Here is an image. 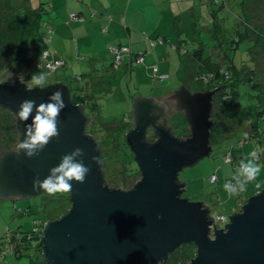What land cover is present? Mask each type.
<instances>
[{"label":"water","instance_id":"95a60500","mask_svg":"<svg viewBox=\"0 0 264 264\" xmlns=\"http://www.w3.org/2000/svg\"><path fill=\"white\" fill-rule=\"evenodd\" d=\"M56 90L63 92L66 105L57 121L59 136L33 158L14 150H6L0 158V198H17L16 194L22 193L18 199H26L44 193L33 191L34 178L43 181L75 148L85 151L82 159L91 172L83 184L71 182L70 210L44 231L46 264H167L172 253L190 243L196 245L197 254L189 264H264V188L223 227H217L203 201L182 197L186 184L178 182L179 173L214 150L210 145L212 91L191 92L185 85L173 90L174 97H181L191 132L184 140L167 128L153 126L159 139L149 143L146 134L154 124L151 112L155 98L133 101L136 127L126 134V141L142 178L134 188L124 189L106 184L101 149L86 134L88 117L82 104L73 103L67 85L0 83V106L15 115L22 101L32 99L38 105ZM35 114L34 108L28 121L17 118L20 142L25 138V125L31 124ZM93 157L97 159L93 161Z\"/></svg>","mask_w":264,"mask_h":264},{"label":"rangeland","instance_id":"374dc122","mask_svg":"<svg viewBox=\"0 0 264 264\" xmlns=\"http://www.w3.org/2000/svg\"><path fill=\"white\" fill-rule=\"evenodd\" d=\"M40 1L41 0H32L36 7H40ZM262 1L263 4L260 8L249 12L248 22L251 27L256 28L251 30L253 33L258 34L257 30L261 31L263 35L262 38L264 40V0ZM209 2L211 4L202 0L198 2L197 7L199 8V15L198 17H194L191 22L187 23L186 20V23L184 24L181 20L177 19L175 26H170L175 31L174 37L173 40L165 41V44L169 47L170 51H172L171 55L174 58L172 62L169 61L166 65L167 72L172 77L170 78V76H168L163 79V76H161V72L163 70L162 66L160 73H157L158 71L155 72L154 67H152V72L150 74L145 71L140 78L141 81L148 82V79L149 82L157 85L155 89L153 87L150 90V92L155 94V96H166L173 92V90H178L181 86L185 85L183 81L191 80V74L199 72V67L195 61V51H202L206 57L211 53L215 54L216 57L217 53L220 52L223 55L225 54L224 52L228 53L229 51L231 53L229 48L232 44H229V42L237 37V34L245 33V12L240 10V5L244 2V0H211ZM203 8H206V10H203ZM46 18L48 17L46 16ZM53 33L54 32H52L50 36H52ZM180 36L184 40L183 45H179L178 43V38ZM39 39L41 40V38ZM257 45L256 49H254L256 59L252 61V58L250 59L247 54L248 52H245V50L251 46V43L248 41H242L239 46L240 50L238 51L235 60L238 67L248 66L242 65L244 62H249V66H252V64L259 66L258 76L264 79V75L261 73V70L264 68V41L258 43ZM201 47H203L204 50H202ZM39 59V56L33 59L31 70L35 68V62ZM18 61L19 64H21L23 62V57H20ZM170 62L172 63V67L169 68ZM221 62L224 61L221 60ZM121 63L122 61L118 65L113 64V68L106 69L104 77L102 74L99 75L101 79H104L101 82V86L89 87V89L85 92V94H88V92L91 94L93 93L95 96L94 100L91 99V102L94 101L97 103V106L93 109L96 114V119L94 120L93 125L90 126H93V129L98 130L96 136L98 139L97 141L105 150L108 151H112L110 146L112 145L111 141L113 140V138L106 136L108 131L111 132L120 124V122L126 124L127 127L125 128L128 129L133 125L132 112L130 114L128 113V108L125 102H127L126 98L128 96H132L131 103H133V99L135 97L133 94L138 93V91L130 92L127 89L125 83L128 86L129 83H127L126 79H120V77L115 79V76L121 72ZM187 63H189L190 66L186 69L185 65H187ZM64 69L65 68L63 67L59 69L55 74L48 77L46 82H53L57 73ZM185 69L189 74V77L186 75ZM24 70L26 71V69ZM176 71L180 72L179 77H175ZM79 72H81L79 69H77V71H69L68 75L71 76ZM4 73L6 74L4 76L2 74L0 79L8 80L10 83L19 75V72L15 68L14 70L10 69L7 72L4 71ZM22 77L24 78L25 76ZM84 78L87 79L88 77ZM27 81L30 84L31 78H28ZM76 82L77 86H82L81 81ZM87 83L88 81L86 82V86H88ZM161 83L169 84V87L161 88ZM123 84L128 90L123 92L125 94L124 98L121 91ZM206 85L207 84H205V86ZM147 87L148 85H142V88ZM190 88L193 91L198 89L196 84L190 86ZM249 89L248 83L244 82L240 83V88L236 89L237 92L242 90L240 95L243 106H250L253 103V98L249 96V94L251 95L253 92ZM89 103L87 104V113H89L92 109V106ZM215 103L216 107L213 109L212 115L213 122L220 129H230V126L235 124L233 121H230L233 116L230 114L231 111L228 112L229 115H226L224 111L218 108V101L215 100ZM125 116L127 117L125 118ZM251 118H254V116H251ZM178 122L179 120H177V123ZM1 123L2 121H0V124ZM248 125L249 124H247V126ZM259 125L261 127L260 134L257 137H251L249 141L241 144L242 146L239 147L240 150L235 153L233 162L227 160L230 147L225 148L224 146L216 145L209 157L202 159L193 166L184 168L179 173V179L186 184L183 197H187L191 201H203V203L210 208V214L214 218H218L220 215H225L229 218L231 215L240 212L239 210L244 206L246 201L251 196L258 193L259 190L264 188V118L260 120ZM104 127H108L109 130H106ZM184 128L185 127L182 124H176L174 131L178 138L184 137ZM120 131L118 130L116 132L119 134ZM245 134V129H240L235 138L243 140ZM18 143H20V140L17 138V132H5L3 128H0V156H3L6 147L11 148ZM2 145L5 147L4 150ZM254 150L258 153L257 163L261 165V172L259 176L252 184L248 185L246 191L229 197L223 189L224 183L232 180V176L235 174L236 168L239 166V161ZM133 159L135 161V157H133ZM130 160H132L131 155ZM122 167V165H119L118 167L111 165V167H109V171H106L109 178L108 180L112 183V185H115L114 183L120 179V176H118V178L115 177L117 176V170H120V168L122 169ZM134 168L137 169L135 165ZM213 174H215L218 178L214 182H212L210 178ZM141 178V173L135 172L133 176L128 177L127 181L118 187L127 188L129 186H133L136 182L141 180ZM256 183L261 184L260 189H256ZM69 195L70 192L56 193L54 195L43 193L39 196L26 199L13 197L8 199L0 198V241L8 237L16 230H20L22 232L34 230V223L42 222L49 216L61 217L65 214L66 208H69ZM225 224L226 223L222 222L219 226L223 227ZM195 255V247L186 246L177 251L168 264H173V260H178V264H189ZM0 264H46V262L43 252L33 248L24 251L23 256L20 258H17L13 254H6L3 252L2 257L0 256Z\"/></svg>","mask_w":264,"mask_h":264},{"label":"trees","instance_id":"16d2710c","mask_svg":"<svg viewBox=\"0 0 264 264\" xmlns=\"http://www.w3.org/2000/svg\"><path fill=\"white\" fill-rule=\"evenodd\" d=\"M262 4V0H244V2L240 5V10L245 12V33L237 34V37L229 42V44H232L229 48L231 50V53L229 51L228 53L224 52V59L213 58L212 53L206 57L200 50L195 51L194 54L196 56L195 61L199 67V72L192 74V78L195 79L196 77V81L194 82V84L197 85L199 91L213 92V109L216 107V100L218 101V108L224 111L226 115H229L228 112L230 111V114L233 115L230 121H233L235 124L231 125L230 129H220L213 122L212 111V127L210 131V145L213 146V148L216 145H221L225 148L230 147L228 155L232 156V162L234 161L233 158L235 157V153L240 150L239 147L242 146L241 144L249 141L251 137H257L260 134L261 127L259 124L260 120L264 118V79L258 76V70L260 67L257 65L255 66L254 64H252V66H249V62H244L242 64L248 66L238 67L235 60L238 51L240 50L239 46L242 41H248L251 43V46L247 50H245V52H248L247 54L250 59L252 58V61L256 59L254 49H256L258 43L264 40L262 38L263 35L261 31L257 30L258 34L251 31L256 28L251 27V25L249 24L248 15L250 11L260 8ZM45 12L46 11L43 6H41V4L40 7H34L32 0H0V73H2L3 71L7 72L10 69L14 70L15 68L17 71H19V75L17 76L18 78H21V76H25V78L27 79L30 77L32 78L34 74L45 73V71L39 70L37 68L38 60L35 62V68L33 70H31L32 67L29 66H32V59H30L29 57V52L31 50L36 51V48L33 47V45L35 44V41L38 39V37L42 38V28H44L45 22H48L44 19V15L46 14ZM220 46L223 47L222 45ZM20 57H23V62L21 64H19L18 61ZM221 60L224 62H221ZM64 66L65 65H63L62 67ZM188 66H190L189 63L185 65L186 69ZM21 67H25L26 71L24 70L23 72H21ZM62 67H60L59 69H61ZM59 69L52 73V75L55 74ZM186 69L185 73L189 77ZM261 73L264 75V68L261 70ZM183 82L184 84H186L187 81ZM243 82L248 83L249 88L253 92V94H249V96L253 98V103L250 106L242 105L240 95L242 90H240L239 92L236 91L237 88H240V83ZM52 83H55V81L50 83L46 82L43 86H47ZM205 84L207 85L205 86ZM29 86L34 87V85H32L31 83L29 84ZM68 87L71 92L73 103L78 104L80 102L84 104L87 102L86 97L82 96V94L80 93L79 86L70 84L68 85ZM75 91H77L78 93ZM0 108V121H2L3 123L0 124V128H3L5 132H17V138L18 140H20L17 116L12 114L8 109L2 106H0ZM92 113L93 112L91 111V114ZM85 115L88 114L85 112ZM251 116H254V118H251ZM91 119L88 118V122H90ZM247 124L249 125L247 126ZM121 126L122 124L116 126L111 132L108 131V134L106 135L107 137L113 138V140L111 141L112 145L110 146L112 151H108L105 149L103 150V146L97 141L98 139L86 133L97 142L98 146L101 149V170L103 172L106 184L112 186V188H121L118 186H120L122 183H125L128 177L133 176L135 172L141 173L137 162H135L133 159V152L131 151L126 141V134L129 130L125 129L124 126ZM240 129H245L246 134L243 140H238L235 138ZM90 130L92 133L94 132L92 127H90ZM118 130L120 131L119 134L116 132ZM97 131L98 130L94 132L96 136ZM179 139L182 138L179 137ZM16 145L12 146L11 148L6 147L7 149L4 147V145H2V147L3 150L5 148L6 151L16 148ZM130 155L132 160H130ZM1 157L2 156H0V158ZM111 165L117 167L119 165L123 166L122 169L120 168V170H117V176L115 178H118V176H120V179H118L116 183H114L116 186L112 185V183L108 180L109 178L106 179V171H109V167H111ZM134 165L137 167V169L134 168ZM178 182L184 184L179 178ZM69 199V208H66L65 213L70 210L72 205L71 194L69 195ZM241 210L242 208L239 211ZM58 218L59 217L57 216H49L42 222L34 223V230L32 231H14L8 237L0 241V256L2 257V254L4 252L6 254H13L17 258H20L23 256L24 251L33 248L43 252L42 238L44 235V231L50 222L55 221ZM181 248L182 247L172 253L173 256ZM172 254L171 258H173ZM169 261L167 262V264L169 263ZM173 262V264L179 263L178 260H173Z\"/></svg>","mask_w":264,"mask_h":264},{"label":"crops","instance_id":"0c3cea01","mask_svg":"<svg viewBox=\"0 0 264 264\" xmlns=\"http://www.w3.org/2000/svg\"><path fill=\"white\" fill-rule=\"evenodd\" d=\"M200 1L41 0L40 4L46 11L44 19L48 21L45 22L44 28H42V38L46 33L47 26L51 27L54 33L50 36V42L48 43H44L42 38L40 40L39 37L33 45L36 51L31 50L29 57L33 61L37 56L41 58L43 51H49L50 59L62 58L65 61V66L63 67L65 69L57 73L53 81L62 82L67 86L70 84L77 85L76 81H81L82 86H79L80 93L86 97L87 102L84 104L79 102L78 104L84 105L87 113V104L91 102V99L94 100L95 96L93 93L88 92V94H85V92L89 87L101 86V82L104 79H101L99 75L102 74L104 77L105 70L113 68L112 64L114 63L115 54L111 48H121L123 56L121 69L119 68L121 72L115 76V79L119 77L120 79H126L127 83H129V86L125 83L127 89L130 92L138 91V93L133 94L135 95L133 101L139 97L161 99L163 96H155V94L150 92L157 85L152 84L148 79V82L141 81L140 78L145 71L150 74L152 67L155 65L158 66L157 73L161 72V67L163 66L161 76H170L166 65L169 61L172 62L174 58L171 55L172 51L165 44V41L173 40L174 37L175 31L170 26H175L177 19L185 24L186 20L188 23L194 17H198L199 8L197 4ZM202 1L210 3L209 1L211 0ZM33 6L36 7L34 3ZM203 10H206V8H203ZM72 14L80 15L83 20L72 19ZM156 39H160L162 42L152 46L153 40ZM183 41L180 36L178 38L179 45H183ZM140 52L145 55V60L143 64H136L135 57ZM212 56L213 58L224 59V55L221 52L217 54V57L215 54H212ZM171 62L169 68L172 67ZM29 66L32 67L31 65ZM24 69L25 67H21L20 71L23 72ZM77 69L81 72L71 76L68 75L69 71H77ZM179 75L180 72L176 71L175 77H179ZM84 77L88 78L85 79ZM192 80L186 82V85H194L196 80ZM87 81L88 86H86ZM143 84L148 85V87L142 88ZM125 85L123 84L121 89L123 98L125 97L123 92L128 91ZM160 87L167 88L169 84L161 83ZM196 91L199 90L197 89ZM131 97L128 96L126 98L127 102H125L129 114L132 112L133 106ZM89 104L93 109L97 106L94 101ZM93 109L91 111L94 114H91V111L87 114L91 118L94 117L96 119ZM104 128L108 129V127Z\"/></svg>","mask_w":264,"mask_h":264},{"label":"clouds","instance_id":"9594fccd","mask_svg":"<svg viewBox=\"0 0 264 264\" xmlns=\"http://www.w3.org/2000/svg\"><path fill=\"white\" fill-rule=\"evenodd\" d=\"M23 80V77H21ZM47 81L44 73L34 74L31 78L32 85L42 87ZM31 91V89H27ZM66 107L63 100V92L54 91L47 101H41L38 105L35 100L26 99L19 105V111L15 115L20 121H28L30 114L35 108L36 114L31 124L25 125L24 139L16 145L18 154L23 152L26 158L37 156L52 138L59 136L57 121L59 114ZM85 151L82 148H75L71 153L65 154L58 166L49 170V175L41 181L39 177L33 179V191L42 190L48 194L68 193L72 189V181L79 184L85 182L91 172L90 166H85L83 157ZM77 157H81L77 160ZM93 161L97 158L93 157ZM258 153L254 150L239 161L232 180L224 183L223 189L229 197L247 190L261 172V165L257 163ZM256 189L261 188L260 183L255 184ZM23 194H16L17 198ZM212 217V216H211ZM214 218V217H213Z\"/></svg>","mask_w":264,"mask_h":264},{"label":"flooded vegetation","instance_id":"af4514ba","mask_svg":"<svg viewBox=\"0 0 264 264\" xmlns=\"http://www.w3.org/2000/svg\"><path fill=\"white\" fill-rule=\"evenodd\" d=\"M2 74L4 76L6 73H4V71H3L0 74V77H2L1 76ZM191 76H192V74L190 75V77ZM191 79H193L192 81H195L196 80V77H195V79L191 77ZM18 81H22V82L28 84L27 78H25V77L23 78V80H21V78L16 77V79L14 81H11V83L8 80H2V79H0V83H5V84H14L15 82H18ZM187 82H189V81H187ZM186 87L191 92H194L193 90H191L190 85H186ZM201 92H206V91H201ZM139 98H142V97H139ZM148 98H152V97H148ZM180 99H181L180 96H176L175 95V97H174V93L173 92L169 93L166 96H163L161 99H156V98L154 99V103L156 105L154 104L155 106L153 107V110L151 112V116L153 117L152 121H153L154 124L148 127L147 134H146V140L149 143H151V144L152 143H155L159 139L158 136L154 133L155 129H154L153 126H162L164 128H167L168 130H170V133L172 135H174V136L177 137V135H176V133L174 131L175 126H176V124H178V125L179 124H182L185 128L183 129L184 130V137H181V138L184 140V139H187L188 137H190L191 132H190L189 127H188L187 118L184 116V110L182 109V106H181V103H180ZM81 106H82V108L84 110V113H85V109H84L85 106L84 105H81ZM86 116L91 119V116H89V115H86ZM132 117H133V125L130 126L131 128H129V129L128 128H125V129H128L129 130L127 132H130L132 129H134L136 127V123H135V118L133 116V112H132ZM177 118H179V119H177ZM94 120H95V118L92 117V119L90 120V122L87 123L86 130L85 131H86L87 134L92 135L94 138H96V135L94 134V132H96L97 129H93V131H94L93 133L90 130V127H91L90 125H93ZM177 120H179L178 123H177ZM123 126L125 127L127 125H125L124 123H122V126L121 127H123ZM11 150L17 151L16 148H13ZM103 150H104V148H103ZM106 179H108L107 174H106ZM138 182H136L133 186H129V187L124 188V189H132V188H134L136 186V184ZM110 187H112V186H110ZM184 191H185V189H182V195H183ZM44 193H47V192H44ZM220 224L221 223H219V225ZM186 246H193V247H195V251H196V254H197V247H196L195 244H193V243L186 244V245H183L182 248H184ZM172 257H173V254H172ZM170 258H171V256H170Z\"/></svg>","mask_w":264,"mask_h":264},{"label":"built area","instance_id":"2783aa9c","mask_svg":"<svg viewBox=\"0 0 264 264\" xmlns=\"http://www.w3.org/2000/svg\"><path fill=\"white\" fill-rule=\"evenodd\" d=\"M72 19H78V20H83V17H81L78 14H72L71 15ZM52 33V29L51 27L47 26V30L45 35L43 36V41L44 43H48L50 41V34ZM162 40L158 39L152 42V46H155L158 43H161ZM112 52L115 54V59H114V63L115 65H118L122 59V49L121 48H111ZM50 52L49 51H43L41 54V58L39 59V61L37 62V68L39 70L45 71L44 74L48 76L52 75V73H54L57 69H59L60 67H62L63 65H65V61L62 58H54V59H50ZM145 60V55L140 52L136 55L135 57V63L139 64V63H143ZM154 71L157 72L158 71V66H154ZM168 75H164L163 79L167 78ZM228 161L232 162V156L228 155L227 157ZM211 181L214 182L217 180V177L215 176V174H213L211 177ZM215 221V224L217 225V227L219 226V223H227L228 221V217L225 215H220L218 218H213Z\"/></svg>","mask_w":264,"mask_h":264}]
</instances>
